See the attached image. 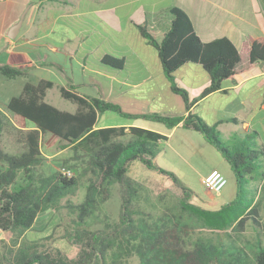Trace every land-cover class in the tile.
<instances>
[{"label":"trees","instance_id":"trees-1","mask_svg":"<svg viewBox=\"0 0 264 264\" xmlns=\"http://www.w3.org/2000/svg\"><path fill=\"white\" fill-rule=\"evenodd\" d=\"M169 13L171 26L161 39L147 25L139 26L138 30L158 51L167 76L171 77L186 62L203 66L210 79L209 84L202 89L201 96H204L226 83L234 82L238 74L254 70L261 62V70L264 71V37L247 36L240 48L227 37L202 41L184 9L172 6ZM244 60L245 66L237 71V65ZM101 61L116 67L121 65L120 60L110 55H104ZM0 74L7 79H15L23 76L24 72L20 67L3 63L0 64ZM52 84L53 81L47 79H40L38 83L27 81L21 93L13 96L3 109L0 108V230L9 232L15 228L32 227L45 202L66 193L75 184V177L54 174L53 191L48 195L39 194L38 189L43 186L36 187V166L47 159L42 146L44 136L49 132L64 143L61 150L72 147V151L80 149L91 155L90 162L94 166L96 179L89 186V195L84 203L74 205L81 210L82 215L88 207H94L93 197L96 194L102 195V199L109 197L107 186L111 182L120 184L122 189L119 222L114 227L106 224V229L92 231L74 262L66 263L61 259L52 264H122L121 260L127 254L137 255L140 264H150L153 258L154 261L162 259L166 255L164 245L170 240L178 241L181 233L187 234L186 229L190 226L218 234L215 239L205 235L194 238L192 244L200 255L207 258L214 256L221 264H264V220L260 204L256 203L258 187L253 183L264 181V145L256 141L255 134L234 132L230 138L220 139L200 116L190 111L195 100L190 101L186 91L176 85H172L171 89L184 98L186 115L171 117L157 113L143 114L154 121L166 123L170 129L182 122L184 128L200 132L216 146L221 147L222 142L226 143V148L221 150L237 174L236 198L218 209H207L191 202L192 192L176 176L153 162L159 144L168 138L166 134L133 125L96 128L94 125L99 114L107 110L121 112L119 105L61 87L60 95L76 102L77 108L73 112L60 110L45 99ZM6 113L21 117L24 126H15L12 131H8ZM227 121L237 122V119L229 118ZM5 133L10 135V148L2 143ZM126 135H129V139L123 141ZM134 161L142 162L151 170L168 174L182 191L175 199L172 211L169 214H157L150 223L142 216L132 218V213L140 211L136 207L132 208V199L140 197L141 193L127 180L129 166ZM248 220L254 236L247 243L227 241L221 235L228 228L231 231H244ZM107 257L110 261H106ZM33 260L44 264L39 256L34 255L30 261Z\"/></svg>","mask_w":264,"mask_h":264},{"label":"rangeland","instance_id":"rangeland-1","mask_svg":"<svg viewBox=\"0 0 264 264\" xmlns=\"http://www.w3.org/2000/svg\"><path fill=\"white\" fill-rule=\"evenodd\" d=\"M3 6L0 3V9ZM27 8L28 6L25 9ZM29 16L30 13L25 16L21 32L26 29ZM65 19L67 22L64 25H61V23L56 25V28H54L56 33L52 34V38L58 40L59 32L68 34L70 38L76 32H83V37H87L86 41L83 42L80 50L76 52V56L71 52H66L63 55L64 52L57 53L40 49L41 54L49 56L47 62L61 59L60 61L63 65H61L60 70L40 65L29 74L30 81L36 82L41 77L59 82V78L64 77L67 79L65 77L66 74V76L72 78L74 89L79 93L96 96V98H105L107 91L104 77L98 76V83L103 85H97V83L92 84L90 76H92L91 67L95 63L103 67L107 66L106 63H102L100 59H97V54L103 51L106 46L86 54L83 58L84 62L80 61V56L88 51V48L92 47L93 44L98 43L101 45V43H104L102 42L104 36L111 35L112 30L108 21L93 14L84 18L70 17ZM112 36H114L113 33ZM116 38L117 40L119 39L117 34ZM69 45L74 46L76 44L72 40ZM84 65L85 67H83ZM198 67L201 66H191V69L194 70L193 77L184 69H179L174 74V83L190 85L194 89L201 88L205 82V74ZM0 78L4 79L3 75L0 74ZM24 78L20 76L6 84L0 95L3 102L7 103L13 96L21 93V83L25 81ZM154 84L151 81L147 86L127 91L123 97H119L115 102L119 105L121 112L107 110L101 113L98 116L97 125L133 124L168 135L167 133L171 132L172 129L168 128L165 125L166 123L154 121L143 116V114L157 113L171 117L179 115V113L184 115L185 105L180 101H176L175 97L165 89L163 84L159 87H154ZM46 101L60 110L71 112L76 105L74 101L65 99L60 95L57 85L48 89ZM222 103L220 104L216 99H208L206 103L198 108V113L201 114V116H198L223 140L224 138H230L233 132L227 126L216 127L218 125L217 117H219L217 107L220 109ZM0 106L3 109V105ZM6 117L8 118L6 120L7 130L12 131L13 127L16 126L13 122H18L21 117H15L10 113H6ZM229 125L233 126L232 124ZM169 136L168 140L159 144L153 162L158 167L176 176L192 192L191 202L193 201L207 209H218L222 204H227L236 198L237 174L232 170L221 150V148H226V143L222 142L221 147L216 146L203 134L189 128L181 129V131H176ZM44 137L42 148L46 154L60 151L65 146L52 133L48 132ZM9 139V133L3 134L1 140L6 148L11 147ZM128 139L129 135L122 138L123 141ZM90 160V154L80 149L72 151V147H67L51 161L50 159L47 160L50 162H43V164L36 166L34 181L36 187L43 186V188L38 189L41 195H48L49 192L53 191L55 185L54 174H62L61 172L64 168L72 170L75 184L66 193L56 195L51 201L45 202L43 210L32 227L26 229L15 228L9 232L0 230V264H41L36 262V260L30 261L34 255L39 256L44 264L58 263L61 259L66 263L72 260L74 262L80 249L84 247V241L91 235L92 231L97 232L106 229V224L114 227L119 222L122 189L120 184L116 182H111L107 186L108 198L102 199L100 194H96V197H93L94 207H88L84 215H82L81 210L74 207V205L77 206L84 203L85 198L89 195V186L96 179L95 169ZM213 169L221 171L227 178L226 184L219 193L207 191L202 182L203 177ZM127 175V180L130 181L131 185L142 193V195L140 193V197L137 196L132 199V208L140 209L139 213L137 211L134 214L132 213L133 219L142 216L150 223L159 213L167 212L169 214L175 204V199L182 193L181 189L176 183L172 182L173 180L168 174L151 170V168L146 167L140 161L131 163ZM253 183L257 187L259 186L260 191L256 195V203L260 204L261 215L264 220V189L260 187L262 180H257ZM190 227L188 229L184 228L187 234L182 232L178 241L170 240L169 243H166L164 245L166 255L162 259H156L155 261L153 258L150 264H221L214 259V256L207 258L200 255V253L195 251V247L192 244L197 235L213 236V239H215L218 234L205 228L201 230L200 228L193 229L194 226ZM118 232L121 233V230ZM221 235L227 241L232 240L238 244H245L254 236V232L248 220L244 231H231L228 228ZM95 245L98 246V243H95ZM106 261H110V258L107 257ZM121 261L122 264H140V259L135 254H127Z\"/></svg>","mask_w":264,"mask_h":264},{"label":"crops","instance_id":"crops-1","mask_svg":"<svg viewBox=\"0 0 264 264\" xmlns=\"http://www.w3.org/2000/svg\"><path fill=\"white\" fill-rule=\"evenodd\" d=\"M0 3L4 5L0 9V64L4 63L23 69L24 75L21 76L26 78L21 83V87L30 81L29 74L36 67L46 65L49 68L60 70L61 65H63L61 59L47 62L49 56L41 54L42 49L57 53L64 52L63 55L66 52H71L76 56V52L86 41L87 37H83V32V34L76 32L72 38L68 34L59 32L58 40L52 38V34L56 33L54 28L58 23L64 25L67 22L65 18H84L91 14L98 15V17L108 21L114 36L110 33L111 35L103 37L102 42L104 43L101 45L93 44L92 47L88 48V51L80 56V61L84 62L83 58L86 54L95 52L97 48L103 46L106 47L97 54V59L102 60L104 55H110L121 61V65L118 67L110 64L103 67L95 62V65L91 67L90 81L92 84L103 85L98 83V76L105 79L107 94L105 98L99 99L116 102L127 91L147 86L149 82L153 81L154 87L163 84L176 101H180L186 106L182 95L171 89L172 85H176L186 91L190 101L195 100L190 108L192 113L201 116L198 113V108L208 99H216L220 104L223 102L220 109L217 107L219 117H217L218 125L216 127L227 126L233 133L238 132L242 135L255 134L256 141L264 145V71L261 70L262 62L254 70L238 74L234 82L226 83L222 88L201 96L202 89L210 82L209 74L205 68L199 64L186 62L176 69L171 77L167 76L163 70L164 67L158 51L138 31L139 26L147 25L154 30L158 39H161L171 26L170 7L176 6L186 11L196 34L202 41L227 37L237 48H240L242 41L247 36L251 38L264 37V0H0ZM11 5L13 6L10 7ZM27 6L22 21L23 25L25 16L30 13L26 29L21 32V25L17 36L10 39L7 36L10 27L19 20L22 11ZM124 37L126 38L124 39ZM72 40L76 45H69ZM245 64L246 61L244 60L237 65L236 70L242 69ZM190 65L201 66L198 68L205 74V82L201 88L194 89L190 85L174 83V74L179 69H184L193 77L194 70L191 69ZM65 77L67 79L59 78L61 83L41 77L36 82H30L38 83L40 79H47L53 81L51 87L57 85L59 89L61 87L74 89L72 78L66 74ZM15 79L0 78V95L6 84ZM79 94L86 97H96L89 94ZM47 96L48 90L45 99ZM5 104L6 102H3L0 96V105L4 107ZM76 108L77 104L73 111ZM186 114L185 108L184 115ZM179 115L181 114L179 113ZM14 116L16 117V115ZM229 118H236L237 122L227 121ZM97 122L94 125L96 128L107 127L105 124L99 126ZM13 123L17 127L22 128L24 126V120L21 118L18 122ZM115 125L108 126H130V124L125 123ZM182 125L181 122L173 127L171 132L167 133V140L172 133L184 129ZM63 150L46 154L47 159L44 162H50ZM49 159L50 161H47ZM51 169L53 170V168ZM260 187L264 189V181Z\"/></svg>","mask_w":264,"mask_h":264},{"label":"built area","instance_id":"built-area-1","mask_svg":"<svg viewBox=\"0 0 264 264\" xmlns=\"http://www.w3.org/2000/svg\"><path fill=\"white\" fill-rule=\"evenodd\" d=\"M61 173L66 177H71L73 175L72 170L69 168H64ZM202 182L207 191L219 193L226 184L227 178L221 171L213 169L203 177Z\"/></svg>","mask_w":264,"mask_h":264},{"label":"water","instance_id":"water-1","mask_svg":"<svg viewBox=\"0 0 264 264\" xmlns=\"http://www.w3.org/2000/svg\"><path fill=\"white\" fill-rule=\"evenodd\" d=\"M25 12H26V9L21 13L19 20L12 27H10V29H9V31L7 33V36L10 39H14L17 36V34L19 32V28L22 25V21H23Z\"/></svg>","mask_w":264,"mask_h":264}]
</instances>
